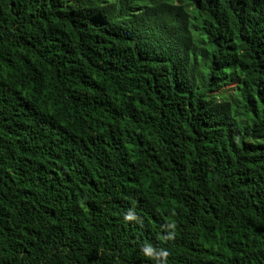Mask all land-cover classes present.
<instances>
[{"label":"trees","instance_id":"obj_1","mask_svg":"<svg viewBox=\"0 0 264 264\" xmlns=\"http://www.w3.org/2000/svg\"><path fill=\"white\" fill-rule=\"evenodd\" d=\"M145 245L264 264V0H0V264Z\"/></svg>","mask_w":264,"mask_h":264},{"label":"clouds","instance_id":"obj_2","mask_svg":"<svg viewBox=\"0 0 264 264\" xmlns=\"http://www.w3.org/2000/svg\"><path fill=\"white\" fill-rule=\"evenodd\" d=\"M125 219L130 221L134 219V217L128 215L125 217ZM172 239H173V234H169L166 237V240L171 241ZM142 253L149 261H154V264H167V258L169 256V252L165 249L157 250L153 248L151 245H145L142 248Z\"/></svg>","mask_w":264,"mask_h":264}]
</instances>
